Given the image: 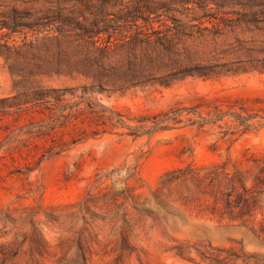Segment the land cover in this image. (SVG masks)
Returning a JSON list of instances; mask_svg holds the SVG:
<instances>
[{"label":"rangeland","instance_id":"1","mask_svg":"<svg viewBox=\"0 0 264 264\" xmlns=\"http://www.w3.org/2000/svg\"><path fill=\"white\" fill-rule=\"evenodd\" d=\"M95 61L119 66L106 73L121 88H84ZM33 85L139 114L203 99L256 111L264 0H0V98ZM41 116L0 113V264H264V192L240 224L214 215L208 194L159 183L173 167L230 159L251 184L264 127L223 136L184 119L152 135L85 140L81 129L40 135ZM134 170L132 197L115 199Z\"/></svg>","mask_w":264,"mask_h":264},{"label":"trees","instance_id":"2","mask_svg":"<svg viewBox=\"0 0 264 264\" xmlns=\"http://www.w3.org/2000/svg\"><path fill=\"white\" fill-rule=\"evenodd\" d=\"M94 64L100 71L90 76L92 83L84 88L89 86L98 91L121 88L122 84L106 73L118 69L119 66L117 68L101 61H95ZM37 69L43 70L39 66ZM54 70L60 73L61 67L56 66ZM136 82L132 80L130 84ZM67 94L72 95L68 87L33 85L14 95L1 97L0 113H6L13 107L20 110L33 109L34 112L42 115L37 127L40 135H49L57 128L81 129L83 132L80 139L85 140L105 133L127 134L134 137L142 134L152 135L173 129L184 119L198 129H204L205 126H218L222 129L220 132L223 136L264 127V108L259 107L258 110L250 112L252 109L243 99H236L234 103H216L213 100L203 99V102L190 106L173 105L154 113L139 114L106 104L99 99L69 100L66 97ZM256 101L261 100L257 98ZM259 110H262L263 114H260ZM225 116L232 118L229 123L225 121L222 125L220 121ZM225 124L229 129H224ZM251 161L253 168L256 169L251 178V184H248V175L230 159L215 161L211 164L186 163L183 166L173 167L164 173L159 183L162 187L176 184L182 194L191 191L208 194L213 200L214 215L218 213L219 217L223 218L224 214H227L231 221L245 224L254 220L259 195L264 192V158L255 157L248 160V162ZM138 178L135 170L127 173L124 179L125 187L115 199L121 198L122 201H128L132 197L131 189H135ZM259 230L264 234V224H260Z\"/></svg>","mask_w":264,"mask_h":264}]
</instances>
